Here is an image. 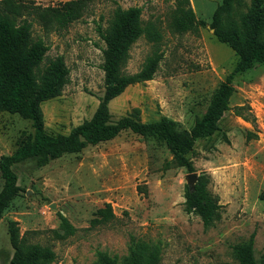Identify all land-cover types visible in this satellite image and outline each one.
<instances>
[{"label":"rangeland","instance_id":"374dc122","mask_svg":"<svg viewBox=\"0 0 264 264\" xmlns=\"http://www.w3.org/2000/svg\"><path fill=\"white\" fill-rule=\"evenodd\" d=\"M29 1L46 7L69 0ZM221 1L189 0L195 18L205 26L182 34L171 23L176 0H94L79 20L60 30H45L29 18L32 37L48 48L35 81L50 80L59 57L68 72L59 94L40 105L45 134L67 135L96 110L104 92L105 48L97 27L108 30L116 6L141 8L142 25L154 28L153 35L142 34L130 46L121 72H138L155 54L161 60L152 80L126 87L109 102L110 120L136 109L142 123L164 117L189 131L238 61L209 26ZM249 1L240 0V12ZM0 77H11L2 55ZM232 84L229 109L218 131L197 140L187 154L193 173L208 177L207 188L218 199V216L211 226L205 228L197 215L184 211L190 173L169 164L172 156L164 143L154 135L125 130L43 166L33 158L11 166L19 192L0 216V264H10L14 253L10 222L27 244L52 251V260L45 264H99L98 253L121 262L136 243L155 247L158 264H238L233 247L251 235L253 256L259 260L264 253V62L236 73ZM33 134L30 120L0 111V156L10 155L21 139ZM2 186L0 175V190ZM106 204L114 217L92 224ZM60 216L75 229L64 239L53 232L59 229Z\"/></svg>","mask_w":264,"mask_h":264},{"label":"trees","instance_id":"16d2710c","mask_svg":"<svg viewBox=\"0 0 264 264\" xmlns=\"http://www.w3.org/2000/svg\"><path fill=\"white\" fill-rule=\"evenodd\" d=\"M92 1L69 0L42 7L29 0H0V55L6 58L11 73L10 78L0 77V111L30 120L34 130L33 136L28 135L19 141L13 153L0 156L3 180L0 216L19 192L16 176L11 170L13 164L33 158L38 166H43L64 155L80 153L87 146L109 141L125 130L141 136L154 135L171 154L169 164L193 173L194 167L187 154L197 140L211 137L218 131V122L229 109V99L234 92L233 76L250 69L254 63L264 62V0H250L245 12L238 9L240 0H222L214 9L209 26L215 39L233 51L238 61L215 89L201 119L185 131L164 117L153 123H142L138 110L133 109L125 117L112 122L109 102L126 87L152 80L161 60V55L155 54L138 72L132 75L121 72L130 46L142 34L153 35L154 28L142 25L141 8L116 6L108 30L105 32L97 27L105 48L102 49L104 92L96 110L88 121L74 127L67 135L49 136L44 132L40 105L59 94L68 72L59 57L54 76L46 81L42 78L39 83L35 81V70L48 48L41 39L32 37L29 18L45 30H60L79 20ZM175 6L171 21L175 32L182 34L205 26L203 20L195 18L189 0H176ZM208 182L207 176L199 175L192 188L186 187L183 202L184 211L197 215L205 228L212 225L220 208L217 197L207 188ZM261 199H264V192ZM96 214L92 224L107 223L114 217L108 204ZM58 231L53 232L59 239H64L73 235L75 229L60 216ZM9 237L14 250L10 264H45L54 256L47 247L27 244L19 236L15 222L9 223ZM253 243L251 235L246 243L233 247L238 264H264V253L259 260L254 258ZM97 260L99 264H158L159 251L153 246L136 243L121 262L104 253H98Z\"/></svg>","mask_w":264,"mask_h":264},{"label":"water","instance_id":"95a60500","mask_svg":"<svg viewBox=\"0 0 264 264\" xmlns=\"http://www.w3.org/2000/svg\"><path fill=\"white\" fill-rule=\"evenodd\" d=\"M196 179H197V176H196L195 173H190V174L187 175V183H188L190 188L193 187V185L196 182Z\"/></svg>","mask_w":264,"mask_h":264}]
</instances>
